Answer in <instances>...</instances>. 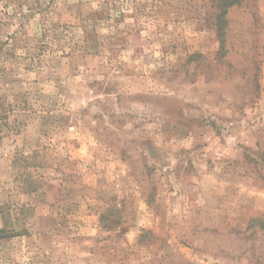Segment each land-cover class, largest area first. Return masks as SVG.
<instances>
[{"label":"rangeland","instance_id":"rangeland-1","mask_svg":"<svg viewBox=\"0 0 264 264\" xmlns=\"http://www.w3.org/2000/svg\"><path fill=\"white\" fill-rule=\"evenodd\" d=\"M0 264H264V0H0Z\"/></svg>","mask_w":264,"mask_h":264},{"label":"trees","instance_id":"trees-1","mask_svg":"<svg viewBox=\"0 0 264 264\" xmlns=\"http://www.w3.org/2000/svg\"><path fill=\"white\" fill-rule=\"evenodd\" d=\"M232 4L227 5V6L224 7V9H222L223 13H221V15L219 16L220 24H221V26H219L220 27L219 32H222V29H223L222 26L226 25V21H225V19H223V17H225V11H226L227 7L231 6Z\"/></svg>","mask_w":264,"mask_h":264}]
</instances>
